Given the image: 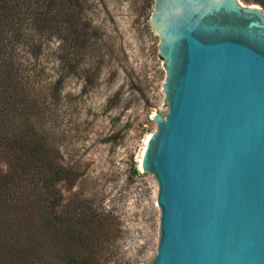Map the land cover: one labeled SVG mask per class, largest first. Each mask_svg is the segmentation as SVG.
Here are the masks:
<instances>
[{"label": "water", "instance_id": "obj_1", "mask_svg": "<svg viewBox=\"0 0 264 264\" xmlns=\"http://www.w3.org/2000/svg\"><path fill=\"white\" fill-rule=\"evenodd\" d=\"M166 67L142 173L159 186L148 264H264V10L239 0H154Z\"/></svg>", "mask_w": 264, "mask_h": 264}, {"label": "rangeland", "instance_id": "obj_2", "mask_svg": "<svg viewBox=\"0 0 264 264\" xmlns=\"http://www.w3.org/2000/svg\"><path fill=\"white\" fill-rule=\"evenodd\" d=\"M85 6L88 45L76 56L73 43L53 35L37 60L44 80H62L60 101L48 100L37 121L77 178L59 186L55 215L105 219L89 231L108 238L98 264H148L160 239L159 186L139 161L157 131L152 117L168 111L166 67L150 24L154 0H86Z\"/></svg>", "mask_w": 264, "mask_h": 264}, {"label": "trees", "instance_id": "obj_3", "mask_svg": "<svg viewBox=\"0 0 264 264\" xmlns=\"http://www.w3.org/2000/svg\"><path fill=\"white\" fill-rule=\"evenodd\" d=\"M254 1L264 9V0ZM86 0H0V264H98L107 236L94 215L57 217L59 186L76 174L37 119L60 101L62 80L37 60L56 35L76 56L91 38ZM76 212V210H75Z\"/></svg>", "mask_w": 264, "mask_h": 264}, {"label": "bare ground", "instance_id": "obj_4", "mask_svg": "<svg viewBox=\"0 0 264 264\" xmlns=\"http://www.w3.org/2000/svg\"><path fill=\"white\" fill-rule=\"evenodd\" d=\"M150 137H151V135L148 136V137L146 138V140H145V147H144V149H143V151H142V154H141V157H140L139 165H140V170H141V171H142V168H141L142 157H143V154H144V152H145V149H146V146H147V144H148V141H149Z\"/></svg>", "mask_w": 264, "mask_h": 264}]
</instances>
